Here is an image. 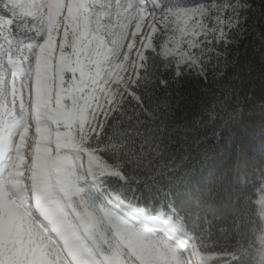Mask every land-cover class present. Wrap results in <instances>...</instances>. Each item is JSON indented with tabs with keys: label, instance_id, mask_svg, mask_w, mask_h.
Returning <instances> with one entry per match:
<instances>
[{
	"label": "trees",
	"instance_id": "trees-1",
	"mask_svg": "<svg viewBox=\"0 0 264 264\" xmlns=\"http://www.w3.org/2000/svg\"><path fill=\"white\" fill-rule=\"evenodd\" d=\"M210 5L227 8L231 28L177 65L165 55L174 12ZM90 11L73 0L59 59L66 97L86 20L113 46L122 5L100 0ZM156 11L137 77L85 144L90 181L98 195L145 219L176 222L206 264H264V0H157ZM0 20L9 22L8 53L32 64L48 37L45 19L0 0ZM67 205L84 216L77 196ZM92 247L110 255L100 239Z\"/></svg>",
	"mask_w": 264,
	"mask_h": 264
},
{
	"label": "rangeland",
	"instance_id": "rangeland-1",
	"mask_svg": "<svg viewBox=\"0 0 264 264\" xmlns=\"http://www.w3.org/2000/svg\"><path fill=\"white\" fill-rule=\"evenodd\" d=\"M11 1L44 18L48 37L31 64L8 53L13 49L6 39L9 22L0 20V264H76L64 245L81 264H175L168 247L178 245H183L186 264H206L208 257L184 242L182 229L169 217L145 219L141 210L98 195L87 165L92 158L88 138L137 77L156 34L157 0H119L113 46L92 33L86 20L67 97L59 59L73 0ZM81 1L89 16L94 14L90 7L100 2ZM230 17L226 7L217 5L175 11L165 55L177 65L197 58L223 39L232 26ZM33 192L39 198L30 201ZM73 196L84 216L68 208ZM258 202L264 218V188ZM38 205L50 214V223ZM54 228L63 238L51 232ZM97 239L110 255L95 251Z\"/></svg>",
	"mask_w": 264,
	"mask_h": 264
},
{
	"label": "bare ground",
	"instance_id": "bare-ground-1",
	"mask_svg": "<svg viewBox=\"0 0 264 264\" xmlns=\"http://www.w3.org/2000/svg\"><path fill=\"white\" fill-rule=\"evenodd\" d=\"M127 48V47H126ZM138 51H140V50H138ZM137 51V52H138ZM134 52H136V50H134ZM37 73V71H36V68L34 69V71H33V74H36ZM35 76V75H34ZM32 98H34L35 97V93H36V82H35V80L33 79V81H32ZM32 112V111H31ZM33 114V113H32ZM35 117V116H34ZM32 119V118H31ZM33 120V119H32ZM4 160H8V159H4ZM15 188V187H14ZM17 190H18V188H17ZM33 190V189H32ZM36 190V189H35ZM33 195H34V199H36L37 197H38V195H37V193L36 192H33ZM31 196V195H30ZM29 196V200L30 201H32V197H30ZM39 198V197H38ZM35 201V200H34ZM35 203H37V200L35 201ZM39 204V203H38ZM37 210L39 211V213H41V215L47 220V223H50L51 221H52V218H51V216H50V214H48V213H46V211L42 208V207H40L39 205L37 206ZM38 213V214H39ZM55 227V226H54ZM51 232L53 233V234H55V235H59L60 236V239L61 238H63L62 237V234L60 233V232H58V229L56 230V228H54V230H52L51 229ZM64 244L66 243V242H63ZM181 246V245H180ZM180 246L178 245V247H173V246H170V247H168V252H169V255L171 254V258L173 259L172 261L175 263V264H184L185 263V260H186V258H183L184 257V253L182 252L183 250L180 248ZM63 249H65L66 251H67V253L69 254V256L71 257V258H73L74 260H75V262H76V264H81L79 261H77V259H75V256L68 250V248L64 245V248ZM67 254V255H68ZM183 258V259H182ZM182 262H184V263H182ZM186 264V263H185Z\"/></svg>",
	"mask_w": 264,
	"mask_h": 264
}]
</instances>
